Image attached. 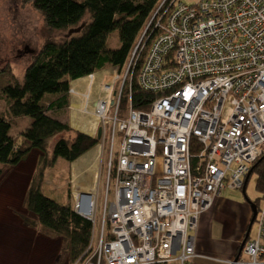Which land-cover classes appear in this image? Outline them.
<instances>
[{"label":"built area","instance_id":"built-area-1","mask_svg":"<svg viewBox=\"0 0 264 264\" xmlns=\"http://www.w3.org/2000/svg\"><path fill=\"white\" fill-rule=\"evenodd\" d=\"M145 48L136 79L157 97L120 116ZM121 73L103 79L92 104L89 92L68 90L81 99L78 131H100L109 145L102 209L95 193L74 196L92 227L73 264H192L200 215L224 189L242 190L264 155V0H161ZM94 76L77 81L96 87ZM255 222L241 253L249 261L228 264L264 263V193Z\"/></svg>","mask_w":264,"mask_h":264},{"label":"trees","instance_id":"trees-1","mask_svg":"<svg viewBox=\"0 0 264 264\" xmlns=\"http://www.w3.org/2000/svg\"><path fill=\"white\" fill-rule=\"evenodd\" d=\"M19 1L20 5L33 8L49 32L80 30L60 42L43 41L24 69L22 80L13 79L10 73V80L0 87V96L4 101V110L0 113V178L8 167L17 165L30 151H36L40 163L47 166L59 158L72 163L97 146L99 141L96 137L70 128L68 123L51 117L48 112L60 111L68 106L71 81L109 67L125 69L146 21L161 0ZM4 24L7 28L3 30ZM9 29L12 25L0 19V41L7 37ZM112 31H117L118 35L116 49L107 47V37ZM145 50L139 56L136 52L132 60V63L136 62L131 90L130 93L127 89L122 92L120 116L129 102L135 110H147L150 102L157 97V94L144 91L136 79ZM19 120L27 124L20 132L13 133ZM58 136L49 152V142ZM191 142L192 152L200 148L194 144V139ZM48 152L50 158L47 157ZM251 170L250 176L256 175L255 190L260 195L251 202L258 206L264 193V155L251 166ZM41 183V178H37L28 186L26 211L36 218L42 229L64 241L63 253L67 263L73 264L82 259L87 248L91 222L77 214L69 204L58 203L43 194Z\"/></svg>","mask_w":264,"mask_h":264},{"label":"rangeland","instance_id":"rangeland-1","mask_svg":"<svg viewBox=\"0 0 264 264\" xmlns=\"http://www.w3.org/2000/svg\"><path fill=\"white\" fill-rule=\"evenodd\" d=\"M10 5L11 7H9ZM11 13H13L12 17ZM1 15L3 17L0 19L5 20L9 26L12 25V29H9L6 33L7 37L0 41V52H2L0 53V87L10 80L8 78L10 73L13 79L22 80L24 69L30 64L43 41L54 40L60 42L70 35L69 31L49 32L33 8L29 5H20L19 0H0V17ZM5 28H7L6 24L3 25V30ZM118 45L117 31L110 32L107 37V47L116 49ZM16 58L18 59L16 60ZM2 69H5V72H2ZM122 71L124 69L109 67L95 72V86H99L103 79L107 80L114 74L123 75ZM72 83L73 81H71ZM3 110L4 101L0 96V113ZM48 115L59 121H65L69 125L71 122L75 124L73 126L74 130H81L82 124L79 128H76L80 121L66 108L56 112H48ZM26 124L27 122L19 120L16 126L14 125L12 132H20ZM94 137H96V134ZM57 138L59 136L49 142V152L53 141ZM117 145L118 140L115 137L113 154ZM94 148L96 150L94 149L95 151L89 157H84V154L73 163H66L59 158L50 162L47 166L40 163L39 154L36 151H30L21 162L8 167L4 171L0 178V264H68L63 253L64 241L37 224L36 218L26 211L25 196L30 183L37 178H41V192L58 203L69 204L73 207L74 196L79 193H87L86 191L89 190V193H95L96 195L98 209H102L103 185L107 175L109 145L102 144V141H99ZM49 152L47 154L48 158H50ZM92 155L93 160L90 159ZM85 168L91 176L92 172L98 175L97 181L101 183L92 191L89 186L90 181L83 182L79 180ZM71 178L76 182L73 187ZM255 182L256 175L253 174L246 183L245 196L249 201H254L260 196L255 190ZM241 191L224 189L220 194L221 199L230 203H228L229 209L234 204L243 203L250 211L249 204ZM229 209L226 211L227 214L230 212ZM236 215L235 210L230 213L232 218ZM233 221L228 222L232 224ZM256 232L257 223L255 222L250 230V237L254 238ZM249 259L246 254H242L240 257V260L244 262H248Z\"/></svg>","mask_w":264,"mask_h":264},{"label":"crops","instance_id":"crops-1","mask_svg":"<svg viewBox=\"0 0 264 264\" xmlns=\"http://www.w3.org/2000/svg\"><path fill=\"white\" fill-rule=\"evenodd\" d=\"M77 80H75V82L73 81L72 84L70 83V87L75 88L76 92H89L90 104H92L94 98L102 95L100 85L92 88L87 87L84 89V85H81V82ZM80 103L81 99L78 96H71L69 97V103L66 107V109L74 114L79 121L81 118L74 109L78 111L81 105ZM63 123L66 122L63 121ZM81 124L82 123L79 122L76 128H79V125ZM69 126L70 128L74 129L73 126H75V124L70 122ZM79 180L88 182V173L86 168L84 169L82 177H79ZM74 182L75 181L73 178H71L72 187L74 184H76V182ZM86 192L89 193V190ZM228 203L229 202L222 200L221 195H219L214 199L211 207L200 215L195 232L196 256L192 264H228L229 261H234L238 253L240 243L247 231L248 223L251 219L252 213L251 209L249 211L248 207L243 203L234 204L230 209L228 208ZM228 209L230 212L227 214L226 211H228ZM233 210H235L237 214L236 217L233 216L235 219L231 217L232 215L230 216V213H233ZM232 220L234 221L232 224H230L228 221Z\"/></svg>","mask_w":264,"mask_h":264},{"label":"water","instance_id":"water-1","mask_svg":"<svg viewBox=\"0 0 264 264\" xmlns=\"http://www.w3.org/2000/svg\"><path fill=\"white\" fill-rule=\"evenodd\" d=\"M79 30H80V28H76V29L70 30L69 33L72 34V33H74V32H78ZM99 138H100V131H98L97 134H96V139L99 140ZM251 171H252V170L249 171V173H248V175H247V177H246L244 187L242 188V194L244 195V197H245L247 203L250 205V209H251L252 216H251V219H250V221H249V223H248L247 231H246V233H245V235H244L243 240H242L241 243H240L239 250H238V253H237V255H236L234 261L238 260L239 257H240V255H241L242 249H243V247H244V244H245L247 238L249 237V233H250V230H251V228H252V225H253V223H254V221H255V217H256V213H257L256 205H255L254 203H252L251 201H249V200L246 198V196H245V187H246V183H247V181H248V179H249V176H250V174H251ZM85 195L88 196L89 194H88V193H85Z\"/></svg>","mask_w":264,"mask_h":264},{"label":"bare ground","instance_id":"bare-ground-1","mask_svg":"<svg viewBox=\"0 0 264 264\" xmlns=\"http://www.w3.org/2000/svg\"><path fill=\"white\" fill-rule=\"evenodd\" d=\"M94 149L96 150V148H92L89 151H87L85 153L84 157H89L92 154V152L95 151ZM93 155L90 157V159H92V160L94 159ZM87 173H88V181H90V185H89L90 189L94 190L97 188V186H99L101 184L100 181H97L98 175H96L94 172H92V176H91L88 170H87ZM106 182H107V180L105 179V183H104L103 187H105Z\"/></svg>","mask_w":264,"mask_h":264},{"label":"clouds","instance_id":"clouds-1","mask_svg":"<svg viewBox=\"0 0 264 264\" xmlns=\"http://www.w3.org/2000/svg\"><path fill=\"white\" fill-rule=\"evenodd\" d=\"M94 74V73H93ZM83 78H85V77H83ZM81 79V78H80ZM75 81V80H74ZM253 226V225H252ZM248 239V238H247ZM242 253V252H241ZM241 256V255H240Z\"/></svg>","mask_w":264,"mask_h":264},{"label":"flooded vegetation","instance_id":"flooded-vegetation-1","mask_svg":"<svg viewBox=\"0 0 264 264\" xmlns=\"http://www.w3.org/2000/svg\"><path fill=\"white\" fill-rule=\"evenodd\" d=\"M122 70V69H121ZM256 209H257V206H256ZM248 228V227H247Z\"/></svg>","mask_w":264,"mask_h":264}]
</instances>
